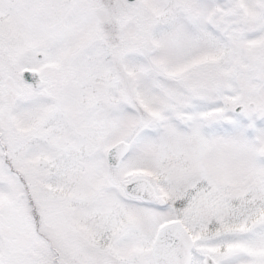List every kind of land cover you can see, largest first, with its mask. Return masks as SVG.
Wrapping results in <instances>:
<instances>
[{
  "label": "snow or ice",
  "instance_id": "snow-or-ice-1",
  "mask_svg": "<svg viewBox=\"0 0 264 264\" xmlns=\"http://www.w3.org/2000/svg\"><path fill=\"white\" fill-rule=\"evenodd\" d=\"M0 264H264V0H0Z\"/></svg>",
  "mask_w": 264,
  "mask_h": 264
}]
</instances>
